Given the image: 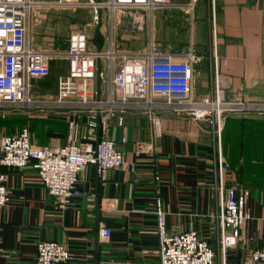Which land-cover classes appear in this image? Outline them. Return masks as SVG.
I'll return each mask as SVG.
<instances>
[{"label":"crops","instance_id":"crops-1","mask_svg":"<svg viewBox=\"0 0 264 264\" xmlns=\"http://www.w3.org/2000/svg\"><path fill=\"white\" fill-rule=\"evenodd\" d=\"M171 1L181 6L152 10L149 17L146 15L147 28L142 12L117 17L115 46L135 52L150 42L169 52H191L198 58L194 64L196 96L208 93L216 78L226 100L263 102L264 0H214V26L211 0ZM34 9L29 16L32 46L55 49L51 41L41 40V36L56 35L55 18H46V12L37 14ZM102 25L108 36L103 18ZM75 28L66 35V47ZM58 61L67 68L65 60ZM49 76L31 79L33 94H56L57 77ZM33 108L37 112L28 114L24 121L14 116L15 110H0V136L26 126L31 142L37 145L65 144L80 139L89 118L83 112L65 110L46 115ZM158 115V133L148 115L138 109L106 121L103 134L123 149L124 161L108 169L104 181L97 178L92 165H87L78 175L80 194L66 203L57 202L45 191L31 163L23 167L0 165L9 195L0 207V264H35L36 244L41 239L65 244L73 254L66 264H97L103 259L116 264H158L157 197L166 231L196 230L213 247L214 264H221L213 217L212 131L189 115L172 110ZM122 134H126L124 142ZM221 144L224 181L248 190L244 209L250 216L241 227L236 247L227 249L224 256L225 264H237L264 244V113L226 115ZM107 201L111 208L104 206ZM100 226L111 228L110 242L99 241Z\"/></svg>","mask_w":264,"mask_h":264},{"label":"built area","instance_id":"built-area-1","mask_svg":"<svg viewBox=\"0 0 264 264\" xmlns=\"http://www.w3.org/2000/svg\"><path fill=\"white\" fill-rule=\"evenodd\" d=\"M68 1L0 0V108L36 107L47 114H59L61 111L58 109L71 114L83 112L89 117L85 130L78 141L37 145L31 142L28 128L22 126L14 133L0 136V165L23 167L31 163L45 191L57 202L66 203L72 196L80 194L78 175L87 165H92L97 178L104 181L108 169L123 163V149L114 138L103 134L106 121L110 118L138 109L148 115L158 133V112L172 110L176 114L189 115L209 125L214 138L213 191L216 207L213 217L216 247L221 264H225V252L236 247L241 227L250 215L244 209L248 190L228 184L223 179L225 166L221 132L226 113L256 110L262 114L264 101L226 100L216 78L208 93L196 96L194 64L198 58L191 52H169L150 42L146 48L135 52L115 46L117 17L134 10L144 11L149 17L154 9L181 6L171 0H86L85 5L90 7L93 22L89 23V28L73 29L64 50L34 48L29 36L31 10L36 6H53ZM210 4V20L214 26V0ZM98 6L107 10L109 22L108 36L101 27L105 44L100 51L89 41ZM187 6L190 8L191 3ZM97 56L102 62L99 100L95 98ZM59 57L66 61L67 68L64 76H58L56 94H33L31 79L49 76L52 65L57 62L55 60H60L57 59ZM214 58H217L216 53ZM103 84L107 88L104 95ZM125 140L126 134H122L121 141ZM139 147L140 144L137 145ZM5 179L6 175L0 172V207L9 200ZM261 194L264 198V171ZM104 206L111 208L112 203L107 201ZM154 213L159 238L158 264H214L213 247L196 230L166 231L165 215L158 197ZM98 238L101 243L110 242L111 228L100 226ZM72 259L73 254L62 242L41 239L36 244L35 264H66ZM97 264L116 263L103 259ZM237 264H264V244L249 251Z\"/></svg>","mask_w":264,"mask_h":264},{"label":"rangeland","instance_id":"rangeland-1","mask_svg":"<svg viewBox=\"0 0 264 264\" xmlns=\"http://www.w3.org/2000/svg\"><path fill=\"white\" fill-rule=\"evenodd\" d=\"M35 1H44V0H35ZM47 1H57V0H47ZM85 2H86V0H70L65 4H54L53 6L47 7V8L42 7V6L36 7V9H34V10L37 11V14L46 12V14H47L46 18L48 17V15H49L48 18L54 17L55 23H56L55 25L57 28L56 35H54L52 37H48V38H43V36H41V40L45 39L46 41H48V40H49V42L51 41L52 42L51 48L64 49L66 47V38H67L66 35H67L69 29L71 30L73 27L89 28V23H93V22L91 19L90 7L86 6ZM77 3H82V4H77ZM47 6H49V5H47ZM42 8H44V9H42ZM41 10H43V12ZM47 10L50 13H48ZM103 10H104V11H102L103 23L105 24V26L108 30V27H109V22H108V18H107L108 12L105 9H103ZM134 11H139V12H142L144 14V27L147 28V18L148 17L146 16V13L144 11H140V10H134ZM92 28H93V26H92ZM118 30H119V28L117 25V28L115 27V29H114V31H116V35H118ZM91 31H92V29H91ZM32 43H33V40H32ZM57 59L63 60V58H60V57ZM55 61L59 62L58 60H55ZM57 62L52 65L50 75L54 74L56 76L58 74L56 76L57 77L56 78L57 79V86H58V76L59 75L64 76L66 74V69L63 68L64 64L59 65V64H57ZM49 77H51V76H49ZM102 87H103V95H104V93L107 89L106 84H103ZM242 101H245V100H242ZM254 102H256V101H254ZM0 110H4V111L15 110L14 112H17V113L14 116H16L17 118H20V119L28 118V114L32 115L34 112H37V111H35L37 109H35L33 107H19V108H5L4 107V108H0ZM57 111L65 112L64 109H58ZM234 113H248V114L256 113V114H258L256 110H251V111L247 110L245 112H236V111L232 110V111H229V113H226V115L228 116V115H231ZM46 115H48V114H46ZM29 118H31V117H29ZM54 118H57V117L55 116ZM24 119L22 121H24ZM43 121H45V120H43ZM35 122H37V119L35 120ZM37 124H38V122H37Z\"/></svg>","mask_w":264,"mask_h":264},{"label":"water","instance_id":"water-1","mask_svg":"<svg viewBox=\"0 0 264 264\" xmlns=\"http://www.w3.org/2000/svg\"><path fill=\"white\" fill-rule=\"evenodd\" d=\"M95 1L100 2V0H95ZM96 11H97V19H96L95 25L93 26L91 36L89 37V41L93 44V46L95 47L97 51H100L104 47V44H105V37H104L103 32L101 31L103 10L100 6H98ZM101 67H102L101 59L99 56H97L96 76H95V98L96 100L100 99L101 92H102V88H101L102 79L100 75Z\"/></svg>","mask_w":264,"mask_h":264},{"label":"bare ground","instance_id":"bare-ground-1","mask_svg":"<svg viewBox=\"0 0 264 264\" xmlns=\"http://www.w3.org/2000/svg\"><path fill=\"white\" fill-rule=\"evenodd\" d=\"M106 10V9H105ZM104 11V10H103Z\"/></svg>","mask_w":264,"mask_h":264}]
</instances>
